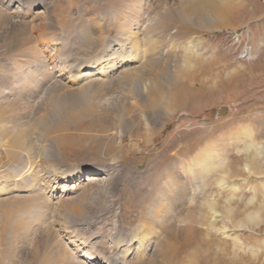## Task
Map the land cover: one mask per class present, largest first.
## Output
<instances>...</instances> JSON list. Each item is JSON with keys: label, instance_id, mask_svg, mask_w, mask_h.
Masks as SVG:
<instances>
[{"label": "rangeland", "instance_id": "1", "mask_svg": "<svg viewBox=\"0 0 264 264\" xmlns=\"http://www.w3.org/2000/svg\"><path fill=\"white\" fill-rule=\"evenodd\" d=\"M211 1L197 22L156 19L169 0H0V264H264V0ZM209 150L228 175L201 193Z\"/></svg>", "mask_w": 264, "mask_h": 264}, {"label": "bare ground", "instance_id": "2", "mask_svg": "<svg viewBox=\"0 0 264 264\" xmlns=\"http://www.w3.org/2000/svg\"><path fill=\"white\" fill-rule=\"evenodd\" d=\"M8 1V0H7ZM12 1V0H11ZM21 2V1H20ZM176 2H177V0H169V3H166V7H164V8H160L159 6L157 7V10H155V12H153V15H154V17L157 19V18H160V17H162V15L164 16H166V15H171V14H176L177 15V17H178V19H181L182 21H190V20H194V19H196V21L198 22V20L200 21V20H204V21H210L211 20V17L212 16H214V12L212 13V14H206L205 13V11H204V9H206V8H208V7H210V5L212 4V1L211 0H188V1H184V2H182V3H177V4H179L177 7V9H174V6L175 5H177L176 4ZM209 11V10H208ZM207 10H206V12H208ZM212 11V10H211ZM210 12V11H209ZM39 14V13H38ZM14 16H15V14H14ZM13 16V17H14ZM20 17H21V15H20ZM23 17V16H22ZM22 19V18H21ZM156 19H154V20H156ZM153 22V21H152ZM149 25V24H148ZM117 27V26H116ZM149 27L151 28V27H153V24H152V26L151 25H149ZM148 28V27H147ZM151 30V29H150ZM150 30L149 29H146L145 30V32H144V34H142L143 36H144V38H145V40H147L146 38H149V37H153V34L150 32ZM123 31V30H122ZM126 32V31H125ZM124 33V32H123ZM127 35H129V38H131L132 39V37H133V39H134V45H136L137 46V43L139 42V41H141V40H139V38H138V35H136V34H134V33H132L130 30H127ZM152 34V35H151ZM124 35H126V34H124ZM126 37H128V36H126ZM128 38V39H129ZM143 38V37H142ZM143 38V39H144ZM131 39H129V40H131ZM150 39H152V38H150ZM137 40H138V42H137ZM132 41V40H131ZM149 41V40H148ZM128 42V41H127ZM132 43V42H131ZM143 43V42H142ZM144 44H146V43H144ZM132 46V45H131ZM140 46V44L137 46V47H139ZM142 46V45H141ZM122 47V46H121ZM134 47V46H133ZM140 48V47H139ZM142 48V47H141ZM134 50H135V48H134ZM138 50H140V49H138ZM145 50V49H144ZM196 51H198V48H196L195 49ZM124 51V50H123ZM141 51H143V50H141ZM146 51V50H145ZM139 53H140V51H138ZM148 52H149V50H148ZM104 53H105V51H104ZM117 53V52H116ZM131 53V52H130ZM134 53V52H133ZM142 53V52H141ZM143 53H144V51H143ZM104 55V54H103ZM106 55V54H105ZM104 55V56H105ZM139 54H136L135 55V57L134 56H129L128 54H127V52L125 53V52H122V55L120 56V60H118L117 62L118 63H125V61L127 62L128 61V64L130 65L131 63H132V60H134V62H135V60H137V56H138ZM140 57H141V55H139ZM144 56V55H143ZM149 56V55H148ZM97 57H95V59H96ZM107 57H105V59H106ZM155 58V57H154ZM153 58V59H154ZM98 59V58H97ZM150 59V58H149ZM149 59H147L148 61H146V65L150 62L151 63V59L149 60ZM145 60H146V58H145ZM107 61V60H106ZM141 61V60H140ZM76 62V61H75ZM104 62V61H103ZM97 63V62H96ZM111 63V62H110ZM115 63V62H114ZM139 63V62H138ZM126 64V63H125ZM102 65V64H101ZM108 65V64H107ZM74 66V65H73ZM75 66H76V64H75ZM100 66V65H99ZM79 67H81V70H78L74 75L72 74V76H69V78H70V80H69V82H76V81H79V80H82L84 77H85V75H87V74H82V72H85V73H87V72H92V70H94L93 69V66H92V64L91 63H87V64H83V65H79ZM102 67V66H101ZM113 67H115V64H113V65H111V68H113ZM70 70H71V67L69 66L68 67ZM131 68V67H130ZM97 69V68H96ZM128 69V68H127ZM136 69V68H135ZM100 70H101V68H100ZM67 71V70H66ZM102 71H103V69H102ZM134 71V70H133ZM139 72H141V71H136V73L134 74V75H131V76H127L128 78H130V80L132 79V81L134 82L136 79H137V81L141 84L142 82L141 81H143V82H145L144 84H143V87L145 88V91H146V93L148 94V95H150V94H152V93H154V91L155 90H157L158 89V87H157V84L155 83V76L153 75V74H149V73H147L146 74V72H145V74H143V73H141V74H143L142 76H140L139 77ZM68 73H69V71H68ZM101 73V72H100ZM99 73V74H100ZM105 73V72H104ZM132 73V72H131ZM128 74H130V73H128ZM128 74H125V76L126 75H128ZM84 76V77H83ZM83 77V78H82ZM137 83V82H136ZM135 83V84H136ZM71 84V83H70ZM75 84V83H74ZM142 85V84H141ZM139 96V95H138ZM159 106V105H158ZM157 110V109H156ZM158 111L160 112V111H162V110H159V108H158ZM158 112V113H159ZM0 131H1V128H0ZM7 133V132H6ZM5 133V134H6ZM17 132H15L14 134H16ZM2 134H4V133H2ZM8 134V133H7ZM4 136V135H3ZM253 141V140H252ZM252 144H253V142H251ZM251 143H250V145H251ZM260 145V144H259ZM249 148V147H248ZM176 155V154H175ZM177 156V155H176ZM203 156V157H202ZM202 158L200 157V158H198V159H194L193 161H191L192 163L189 165V167H188V171H187V174L190 176V178H191V180L192 181H195V180H197V182L198 183H194L192 186L193 187H196V188H198V187H200L199 189H200V191L201 190H203L204 192H205V189L207 188V186L211 183V180H210V177L209 176H211L214 172H216L217 171V169H219V172H221L219 175H222L220 178H217V181H216V185L218 186H221V188L225 185V179H226V177H227V172L225 171V165H226V160L223 158V156H222V154L218 151V150H209V151H205L203 154H202ZM262 158V152H261V150L260 149H256V152H255V154L252 156V159L250 158V161H251V164H252V168L253 169H255L256 170V172L251 168V166H250V164H246L245 165V169L248 171V172H253L254 174L255 173H257V175L258 174H262L263 172H262V169H263V167L261 168V166L262 165H264V161H262L263 163H262V165L260 166L258 163V161L260 160ZM258 162V163H257ZM194 167H199V169H198V171L196 172V171H194ZM92 173L90 174V175H87L86 176V178H85V185H90V184H94L97 180H99L98 179V174H96L95 172L96 171H91ZM172 174L177 178V176H178V174L176 173V172H172ZM256 175V174H255ZM70 179L71 177H69V176H67L66 177V179ZM64 179V178H63ZM65 183H70L71 182V179L70 180H65L64 181ZM211 186V185H210ZM264 186V185H263ZM199 189L197 190V189H195V190H193V193H195V191H199ZM0 190H2L1 188H0ZM69 191V188L67 187V186H64V188L62 189V192L63 193H66V192H68ZM201 193H202V191H201ZM202 195V194H201ZM209 196V195H208ZM169 198V197H168ZM176 198V197H175ZM173 199V198H172ZM171 200V199H170ZM175 202V201H174ZM173 203V202H172ZM263 203H264V201L262 202V205H263ZM173 204H175V203H173ZM202 205H206V206H208V208H209V210L211 211V212H213L212 213V216H213V219H214V214H216V211H215V207H214V203H209V202H207L206 200H204L203 201V203H202ZM262 205H261V207H262ZM156 208V207H155ZM261 209V208H260ZM152 213V215H151V221L148 223V222H146L147 224H148V226H149V228L151 227V226H153V227H155V226H157L158 224L156 223V221H158V219L159 220H161V215H159L160 214V212L159 213H156V212H154V211H152L151 212ZM257 214H258V212H256ZM253 214V215H247V218H248V220H253L256 216H257V214ZM150 215V214H149ZM144 220V219H143ZM142 220V221H143ZM144 221H146V220H144ZM226 222H228V224L231 222L230 221V219L228 218V220H226ZM157 224V225H155V224ZM232 223V222H231ZM145 224V223H144ZM146 224V225H147ZM152 224V225H151ZM140 225V224H139ZM160 225H162V224H160ZM141 226V225H140ZM159 226V225H158ZM147 227V226H146ZM145 227V228H146ZM235 227H243V223H242V221H239V222H237V223H235ZM141 228V227H140ZM140 228H139V230H140ZM149 228H148V230H149ZM152 228V227H151ZM146 231H144L143 233V235L139 238V240H138V247H137V252L142 248V247H144L145 246V240H146V237L148 236V234L150 233H148V231H147V229H145ZM151 231V230H150ZM153 231V230H152ZM221 231V230H220ZM142 232V231H141ZM218 232V231H217ZM222 232H224V231H222ZM152 233H154V231L152 232ZM151 233V234H152ZM139 234H140V231H139ZM155 234V233H154ZM153 234V235H154ZM133 235V234H132ZM141 235V234H140ZM130 236V235H129ZM137 236V235H136ZM151 235L149 234V237H150ZM155 236V235H154ZM131 237V236H130ZM138 237V236H137ZM152 239V238H151ZM147 240H149V239H147ZM157 240V239H156ZM128 241V240H127ZM233 241L234 242H236V243H239V240L235 237V238H233ZM149 242V241H148ZM152 242V241H151ZM127 244V243H126ZM154 245V244H153ZM149 246V245H148ZM148 246L147 247H145V249L147 250V248H148ZM154 248V247H153ZM152 249V248H151ZM156 249V248H155ZM125 250V249H124ZM154 250V249H153ZM152 250V251H153ZM145 251V250H144ZM117 252V251H116ZM124 252V251H123ZM137 252H136V254H137ZM149 252V251H148ZM155 252V251H154ZM126 253V252H125ZM146 254H147V252H145ZM135 254V255H136ZM144 255V254H143ZM123 256V255H122ZM124 256H125V254H124ZM142 256V255H141ZM140 256V257H141ZM146 256V255H145ZM139 257V258H140ZM143 257V256H142ZM150 257H152V256H150ZM153 257H155V255L153 256ZM112 260V259H111ZM111 260H110V262H111ZM114 260V259H113ZM112 260V261H113ZM137 260V259H136ZM135 260V261H136ZM144 260V259H143ZM159 260V259H158ZM133 261V260H132ZM139 261V260H138ZM141 261H142V259H141ZM150 261V260H149ZM107 262V261H106ZM144 262V261H143ZM109 263V262H108ZM107 263V264H108ZM118 263V262H117ZM135 263V262H134ZM84 264V263H83ZM111 264V263H110ZM150 264H152V263H150Z\"/></svg>", "mask_w": 264, "mask_h": 264}]
</instances>
